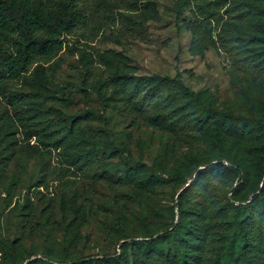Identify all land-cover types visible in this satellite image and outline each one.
Returning a JSON list of instances; mask_svg holds the SVG:
<instances>
[{"label":"rangeland","instance_id":"1","mask_svg":"<svg viewBox=\"0 0 264 264\" xmlns=\"http://www.w3.org/2000/svg\"><path fill=\"white\" fill-rule=\"evenodd\" d=\"M79 7L83 17L54 58L0 84V264L117 257L145 219L161 234L197 170L217 162V149L210 155L212 146L194 128L202 111L188 107L178 85L155 97L142 85L129 98L118 74L180 77L215 108L235 114L256 84L264 88V69L255 77L241 67L246 47L238 38L262 31L258 0H80ZM21 96L13 107L10 99ZM136 104L160 113V122L150 123ZM73 121L74 149L58 147L56 136L32 135L34 123L43 122L62 137ZM186 165L183 183L174 172ZM137 167L159 179L153 194L138 199L131 187L108 181ZM75 206L85 215L80 222Z\"/></svg>","mask_w":264,"mask_h":264},{"label":"trees","instance_id":"2","mask_svg":"<svg viewBox=\"0 0 264 264\" xmlns=\"http://www.w3.org/2000/svg\"><path fill=\"white\" fill-rule=\"evenodd\" d=\"M258 1L264 6V0ZM79 3L80 0H0V84L18 80L35 62L54 58L62 45L61 38L72 33L83 17ZM261 8L264 12V7ZM182 15L178 13L177 23ZM238 38L246 47L241 67L260 77L264 69V26L260 33L242 31ZM190 51H197L193 38ZM115 80L123 82L124 94L129 98H133L142 85L152 97L159 95L163 86L178 85L190 99L188 107L202 111L194 128L197 127L196 132L212 146L210 155L217 149V162L197 170V179L172 207V221L161 234H153L145 219L126 237L133 241L123 244L117 257L47 258L27 264H264L263 84H256L257 91L248 94L242 113L235 114L215 108L212 99L193 91L180 77L156 74L138 78L120 73ZM23 101V96L14 97L10 104L17 107ZM135 108L150 123L157 124L162 118L160 113L149 115L143 105L136 104ZM163 120L167 122L172 118ZM174 122H179V118ZM34 126L38 130L32 135L43 133L48 140L56 136L58 147H78L75 139L79 135L73 133L78 131L77 121L72 122L70 130L62 137L58 127L47 132L53 129L51 124L37 122ZM72 134L73 138L68 141ZM189 168L186 165L174 172L183 183H187ZM108 181L131 187L139 199L144 192L153 194L159 179L147 177L145 171L137 167L127 170L123 178L112 177ZM74 216L75 222L85 218L80 208L74 211ZM137 238L139 240H135Z\"/></svg>","mask_w":264,"mask_h":264}]
</instances>
